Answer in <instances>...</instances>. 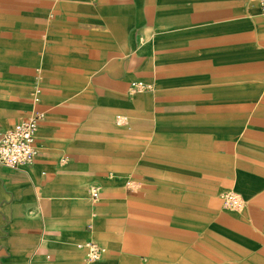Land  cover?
Returning <instances> with one entry per match:
<instances>
[{
  "label": "crops",
  "instance_id": "crops-1",
  "mask_svg": "<svg viewBox=\"0 0 264 264\" xmlns=\"http://www.w3.org/2000/svg\"><path fill=\"white\" fill-rule=\"evenodd\" d=\"M37 113L0 264H264L258 0H0V132Z\"/></svg>",
  "mask_w": 264,
  "mask_h": 264
},
{
  "label": "built area",
  "instance_id": "built-area-1",
  "mask_svg": "<svg viewBox=\"0 0 264 264\" xmlns=\"http://www.w3.org/2000/svg\"><path fill=\"white\" fill-rule=\"evenodd\" d=\"M258 2L264 17V0H258ZM43 118L42 113H37L13 129L0 132V166L17 170L34 163L37 156L36 133ZM124 121L123 118H118V122ZM221 198L227 208L240 209L244 207L242 198L234 192H225ZM100 253L101 250L96 245H90V259H97Z\"/></svg>",
  "mask_w": 264,
  "mask_h": 264
}]
</instances>
